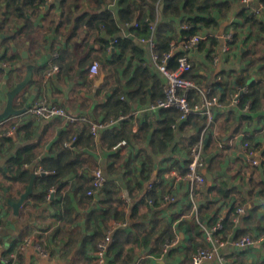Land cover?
Masks as SVG:
<instances>
[{
    "label": "crops",
    "instance_id": "obj_1",
    "mask_svg": "<svg viewBox=\"0 0 264 264\" xmlns=\"http://www.w3.org/2000/svg\"><path fill=\"white\" fill-rule=\"evenodd\" d=\"M221 2L228 5V11L225 12L223 9L221 17L216 16L219 25L212 33L219 40V44L211 53L212 62L206 61L205 51L193 50L190 53V57L191 54L199 58L203 56L200 63L202 70L193 74L196 76L195 82L202 88L208 89L209 95L215 97L219 104L213 108L214 122L210 130L215 137L220 135L228 111H233L236 116L240 114L230 103L231 95L237 90L235 85L237 77L242 72H246L245 75L255 79L264 73V31L238 18L239 12L244 10L252 12L264 24V9L260 0H221ZM117 3L118 0H100L99 5L94 0H52L51 2L46 0L41 13L32 20L29 27L13 13L9 0H0V113L6 104L5 89L11 90L24 77L26 67L32 65L34 69L31 82L15 99L14 109L20 110L27 104L32 105L36 101L44 100L65 109L69 114H83L93 121L100 122L112 120L113 118L109 116L111 109L109 104H106L107 100L112 96L115 87L122 90L133 69L126 71L121 67L110 76L109 68L100 60L101 53L96 44L90 42L86 49L80 39L65 42V39L56 36L49 26L52 18L54 23H64L72 21L83 12L92 13L100 7H105L115 16L118 11ZM52 5L54 9L50 10ZM256 10L258 13L253 12ZM229 33L235 35V43L228 42V52L222 54L220 39L221 36ZM120 36L130 39L137 45L136 39L127 27L121 28ZM137 47L141 50L139 45ZM24 53L26 57H23ZM215 55L218 58L217 62L213 61ZM145 59L144 56L143 61ZM92 62L99 63V72L89 78L87 69ZM135 65L137 62L133 61L132 67ZM52 66H57L59 71L46 78L45 74ZM147 68L155 79L152 83H148L146 90L149 94L163 93L164 78L153 67L147 65ZM102 73L104 79L98 82ZM124 96L127 97L125 94ZM124 96L121 100L125 98ZM147 104L142 105L139 101L131 104L128 115L134 118L158 117L157 113L145 116L136 114L137 109ZM250 116L252 127L246 125L242 133L227 144H218L214 151V155L218 157L212 160L206 158L209 160L204 170L212 176L211 186L230 193L225 198L213 193L206 194V189L209 187L205 185L195 214L192 213L189 204L188 183L183 180L178 181L173 177L160 180L161 183L154 188L152 194L154 199H151L152 205L145 201L142 197L143 193L137 191L132 183L127 186L128 179L122 176L127 171L124 167L130 168L131 173L135 171V164L140 160L136 158V151L139 148L131 149L127 146L122 148L114 166L119 167L121 173L112 175L114 184L120 198L124 200L122 202L126 204V219L130 215L132 206L136 205L135 216L140 217L143 223L133 234L128 221H123L128 224V230L124 232L135 235L137 240L135 244L131 243L123 247L124 250L131 249L135 252L133 264H190L194 249L207 245L203 228L210 229L211 215L217 211L225 217L231 204H234L235 208L244 209L241 215L248 217L247 223L250 225L247 235L251 236L254 244L249 248L237 249L232 244L234 242L232 234L226 241H222L223 245L218 250L219 255L228 264H257L264 261V241H259L264 233V164L253 167L240 154V143L242 139L248 137L257 145L256 151L264 159V111ZM13 124H18L21 128L14 137L0 136V263L3 259L13 258L14 264H94L96 247L88 239L94 234L95 221L90 218V213L99 209L97 202L85 201L78 192L67 193L65 190L64 203L71 206V209L65 212V222L59 219L58 211L47 203L36 209L32 208L28 199L33 193L31 187V194L20 206L17 214H14L11 204L20 200L21 196L30 189V184L26 187L23 183L9 181L4 177L7 161L13 158L21 147L28 144L35 146L33 153L43 159L49 155V150L58 138L69 136L76 126L61 120L28 119L24 113L0 122V133ZM136 127L137 123L134 124V130ZM99 138L92 137L96 142ZM141 148H148L147 140ZM173 153L184 155L180 147L174 149ZM111 154V151L105 150L97 143L86 154L88 158L94 160L97 168H100L108 179L111 177H108L106 169L107 166L112 165V160L108 157ZM36 167L37 165H34L33 175ZM130 177L132 179L131 175ZM73 182L76 185L81 184V181L75 177L69 180V184ZM145 185L142 183V187ZM74 189L75 186L72 191ZM166 194L174 197L175 201L162 206L161 197ZM71 216H74V219L68 220ZM199 218L202 220L200 221ZM238 220L233 219L235 225H238L235 230L240 229L242 225L241 223L239 226ZM54 231L55 245L50 247L53 251V254H50L48 238ZM197 232L200 235H197ZM166 233L171 237L177 235L179 241L176 247L163 254L162 237ZM28 240L31 241L29 246L25 245ZM36 246L43 252L47 251L46 258L41 257ZM17 255H21L20 260ZM108 257L110 261V256ZM202 264H218V261L212 260Z\"/></svg>",
    "mask_w": 264,
    "mask_h": 264
},
{
    "label": "trees",
    "instance_id": "obj_2",
    "mask_svg": "<svg viewBox=\"0 0 264 264\" xmlns=\"http://www.w3.org/2000/svg\"><path fill=\"white\" fill-rule=\"evenodd\" d=\"M45 1L9 0V4L12 5L10 8H12L11 10L17 18L30 27L32 20L41 13ZM94 1L98 5L100 4V0ZM260 4L264 9V0H260ZM117 6L118 11L115 16L105 7L99 6L100 8H97L94 12H83L72 21L54 23L52 18L49 26V29H53L56 36H62L65 42L80 39L86 49H88L90 42L96 44L101 53L100 60L104 66L109 68L108 74L110 76L111 73H116L121 67L126 71L133 69L132 75L122 90L115 87L112 90V96L107 100L106 104H109L111 109L109 116L113 119L120 115H128L131 111V104L135 102L139 101L140 104L145 105L163 97L162 92L155 95L153 93L149 94L146 90L148 83H152L155 77L150 75V71L145 61H143L144 53L142 50L130 39L120 36L122 27H127L135 39L147 38L150 36L147 28L148 22L155 21L157 16L153 35L155 40L154 52L158 57H162L168 53L171 42L187 41L202 31L211 34L219 25L216 16L221 17L223 9L225 12L228 11V5L222 3L221 0H118ZM50 8V10H53L54 6L52 5ZM238 18L264 31V24L252 12L240 11ZM134 24L139 27L135 28ZM180 25L186 28L180 29ZM113 36L116 37V43L113 53L109 54L105 49L107 40ZM207 39V41L200 42L194 50L198 52L205 51V59L211 63V53L214 48L218 47L219 40L210 36ZM235 39L236 37L233 34L230 43H235ZM59 53L61 55V52ZM180 54V52H177L166 62V67L169 70L175 69V60ZM133 61H136L137 65L132 67ZM194 65L192 62V71L188 77L195 81L196 76L193 75ZM245 73L242 72L235 83L237 89L246 87V91L240 95L238 105L235 106V109L240 112L239 116H236L233 111H228L226 123L222 127L220 135L215 137L209 130L207 137L204 139L205 168L208 165L206 158L212 160V158L218 157V155H214L218 144H227L235 136L242 133L244 126L252 127L250 114L264 111V73L255 79L245 75ZM117 91L119 92L117 93ZM122 96L125 97L123 100H121ZM245 104H249L247 111H244ZM157 115L156 118H134L129 116L127 119L119 121L112 129L103 131L98 142L92 139L87 125L70 124L76 126L74 132L65 138L60 136L49 150V155L45 158L40 159L36 156L33 153L35 146L30 144L16 151L15 156L6 163L7 171L6 174L3 173L4 177L9 181L23 183L26 187L31 183L33 193L28 199L32 208L36 209L47 203L58 211L59 219L62 221H65V212L71 209L69 204L64 203L66 200L63 198L65 190H67V193L78 192L81 199L83 198L85 201L97 202L99 209L90 213V218L95 221L94 234L88 239L94 247L103 238L111 221L127 220L134 234L141 228L143 223L140 221V217L135 216L136 205L132 206L130 215L126 219V204L122 202L124 200L120 198L112 176L121 173V169L114 166L122 149L112 152L111 148L122 140H125L127 147L131 149L139 148L136 151V158L140 160L135 164V171L131 173L130 168L124 167L127 171L122 176L124 179H128L127 186L132 183L137 191L143 193L144 186L142 187V183L145 185L151 179H158L165 172L176 171L181 176L187 173L190 148L198 141L205 125L202 117L192 116L181 123L180 126L175 127L174 123L177 118L175 109L159 110ZM136 123L137 127L134 130V124ZM72 137H75L72 147H66L64 144L69 142ZM146 140L148 148L143 149L141 147ZM244 140L250 144L252 149L257 150V145L250 138L245 137ZM96 143L100 144L105 150L112 152L108 156L112 160V165L107 166L106 169L108 177L110 176L112 179L105 178L104 185L97 193V199L95 195H86L87 191L91 189L93 180L91 173L93 169L97 168L94 160L88 158L86 154ZM177 147L181 148L183 156L173 153ZM34 165H40L51 174L34 176ZM74 177L81 181L80 185H76L74 182L69 184V180ZM160 183L161 181L154 188L158 187ZM74 186L75 189L72 191ZM51 188L55 190V193L52 198L47 200L46 195ZM154 188L147 195L150 199H153ZM212 193L225 198L230 191L226 193L224 189L215 186L206 189V194ZM236 209L235 205L231 204L225 217H222L217 211L211 215L209 228L217 223L220 224L221 229L216 235L220 237L221 241H226L227 237L232 234L233 241H237L249 233L248 217L244 214L236 215ZM235 217L239 219V226L242 223L241 228L238 230H235L238 226L233 221ZM69 219H74V216ZM199 220L202 219L199 218ZM133 234L124 231H116L112 234V242L107 252L110 261L107 264H133L135 252L123 248L124 245L137 242ZM197 235H200V233L197 232ZM55 237L54 231L48 238L50 254H53L50 247L55 245ZM170 237L171 235L166 233L162 237V243ZM44 252L47 253V251ZM17 258L20 260L21 255H17ZM257 264H264V261Z\"/></svg>",
    "mask_w": 264,
    "mask_h": 264
},
{
    "label": "built area",
    "instance_id": "obj_3",
    "mask_svg": "<svg viewBox=\"0 0 264 264\" xmlns=\"http://www.w3.org/2000/svg\"><path fill=\"white\" fill-rule=\"evenodd\" d=\"M51 2L52 0H47ZM253 12H257L253 11ZM157 16L155 21L148 22V31L150 36L147 38L136 39L137 45L140 46L141 50L144 52L145 64L149 67H153L158 74L164 78L165 84L163 89V98L158 99L153 103H148L144 107H140L135 112L137 115L145 116L158 113L159 110H170L175 109L177 111V118L175 119L174 126H180L181 123L187 121L192 116L202 117L205 121V125L200 133L198 141L190 148L189 151V164L187 168V173L183 176L179 175L176 171L165 172L161 175L160 179H152L147 182L142 197L145 201L152 205L153 202L147 197L154 186L163 179H169L173 177L176 180H183L188 183V199L191 206L192 213L197 212L198 202L201 199L206 185L202 171L205 168V155H204V139L207 137V132L211 130L212 123L214 122L213 108L219 106L218 101L215 97L209 95V90L202 88L198 83L188 77L189 73L192 71V59L190 57L191 51H193L196 46L203 41H207L208 37L216 38L214 33H208L202 31L187 41L171 42L170 49L168 53L164 54L162 57H158L155 54V40L153 39L155 26L157 22ZM134 27H139L134 24ZM180 29L186 28L180 25ZM232 33L221 36V47L220 52L226 54L228 52L227 43L232 40ZM116 43V37H111L107 40V47L105 51L111 53L114 50V45ZM177 52L181 54L175 60V69L169 70L166 67V62L173 57ZM213 61L217 62L218 58L215 55ZM59 69L57 66H52L45 74L46 78L58 73ZM99 72V63L92 62L87 69V75L89 78L94 77ZM246 91V88H238L231 97L230 103L233 107L237 106L239 103L240 95ZM249 104H245L244 111H247ZM26 117L35 118L37 120H61L68 124H79L87 125L89 134L97 138L100 134L116 126L119 121L127 119L131 115H120L116 119L107 121H93L83 114L73 115L65 111V109L51 104L44 100H39L33 103L30 108L25 112ZM19 125L13 124L9 129L0 133L3 137H14L18 131ZM75 137H72L69 142L64 145L66 147H72ZM127 143L125 140L120 141L111 151H117L118 149L125 148ZM240 154L245 159V161L253 166L260 167L264 164L263 157L261 158L257 151L252 149L250 144L242 139L240 143ZM35 175H48L51 174L49 171H45L40 165H37L35 170ZM92 184L91 189L87 191L88 196L98 195V191L102 188L105 182V176L100 168H95L92 171ZM55 190L53 188L49 189L46 195V199L49 200L53 197ZM175 201L174 197L169 194L163 195L161 197V205L166 206ZM244 209L239 207L236 209V215H241ZM237 221V217L234 218ZM221 229L220 224H216L209 230L205 227L203 228L205 233L206 246L196 247L191 255L190 264H202L204 262H210L212 260L218 261V264H228L225 259L219 255L218 250L223 245L220 237L216 233ZM128 230V224L123 221H111L108 230L104 234L103 238L97 242L96 249L94 252V264H107L109 261L108 248L112 242V234L116 231ZM179 237L177 235L164 241L162 245L163 254H167L171 249L177 246ZM259 241H264V233L259 238ZM235 248L244 249L252 247L254 244L253 239L249 235H245L237 241L232 242ZM25 245H31V241H26ZM37 252L42 258H46V253L43 252L39 247H35ZM0 264H14L13 258H6L1 261ZM236 264V263H230Z\"/></svg>",
    "mask_w": 264,
    "mask_h": 264
},
{
    "label": "water",
    "instance_id": "obj_4",
    "mask_svg": "<svg viewBox=\"0 0 264 264\" xmlns=\"http://www.w3.org/2000/svg\"><path fill=\"white\" fill-rule=\"evenodd\" d=\"M217 18V17H216ZM176 53V52H175ZM23 57H26V54H23ZM34 67L32 65H28L26 67V73L24 75V77L22 78V80L18 83H16L14 85V87L11 90H6L5 89V94H6V104H5V108L2 111V113H0V122L6 121L8 119H10L11 117L14 116H18V115H22L26 112V110L28 108H30V104H27L25 107H23L20 110H16L14 109V101L15 99L19 96V94H21V92L29 85V83L31 82V78H32V71H33ZM104 79V74L102 73L99 76L98 82H102ZM209 159H206V162H208ZM202 175L205 178L206 181V186L210 187L211 183H212V176L207 173L206 170L202 171ZM35 176V175H34ZM31 183H30V189L26 191L25 194H23L20 198V200L16 203H12V209L14 211V214H17L20 206L24 203V201L26 200V198L31 194ZM95 198L97 199L98 196L95 195Z\"/></svg>",
    "mask_w": 264,
    "mask_h": 264
},
{
    "label": "rangeland",
    "instance_id": "obj_5",
    "mask_svg": "<svg viewBox=\"0 0 264 264\" xmlns=\"http://www.w3.org/2000/svg\"><path fill=\"white\" fill-rule=\"evenodd\" d=\"M191 58H192V62L195 64L194 65V74H196V73H198L199 71H201L202 70V66H201V59L203 58V56L202 57H198L197 55H192L191 54ZM92 61H96V60H92Z\"/></svg>",
    "mask_w": 264,
    "mask_h": 264
}]
</instances>
